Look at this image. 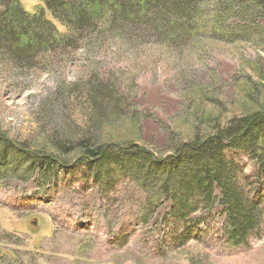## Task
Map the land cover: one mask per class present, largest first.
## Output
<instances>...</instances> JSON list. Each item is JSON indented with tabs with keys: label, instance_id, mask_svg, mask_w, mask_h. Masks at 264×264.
Instances as JSON below:
<instances>
[{
	"label": "rangeland",
	"instance_id": "obj_1",
	"mask_svg": "<svg viewBox=\"0 0 264 264\" xmlns=\"http://www.w3.org/2000/svg\"><path fill=\"white\" fill-rule=\"evenodd\" d=\"M20 1L33 13L47 0ZM226 26L172 46L105 41L26 67L0 54V132L45 152H54L51 141L86 136L167 156L197 133L264 110V18H231ZM89 91L111 97L101 102L104 116L111 101L119 114L97 120ZM68 159L71 167L50 181L36 173L0 177V264H264V232L247 246L226 244L219 202L197 223L172 221L170 204L146 222L133 183L107 189L74 154ZM242 163L251 175L254 164Z\"/></svg>",
	"mask_w": 264,
	"mask_h": 264
},
{
	"label": "trees",
	"instance_id": "obj_2",
	"mask_svg": "<svg viewBox=\"0 0 264 264\" xmlns=\"http://www.w3.org/2000/svg\"><path fill=\"white\" fill-rule=\"evenodd\" d=\"M240 17L264 18V0H47L45 8L33 13L20 0H0V54L26 67L42 57L105 41L172 46L206 32L224 33L226 20ZM98 94L87 95L95 118L118 115V105L111 101L116 106L104 116L107 105L101 102L111 97L101 101ZM51 145L54 152L30 149L0 132V177L36 173L40 182L50 181L71 167L68 158L74 154V163L98 185L108 189L121 180L133 183L144 196L146 222L170 204L172 221L197 223L219 202L229 247L247 246L264 232V110L219 123L209 134L197 133L175 144L167 156L133 142L103 143L86 136ZM243 157L254 164L251 175Z\"/></svg>",
	"mask_w": 264,
	"mask_h": 264
},
{
	"label": "water",
	"instance_id": "obj_3",
	"mask_svg": "<svg viewBox=\"0 0 264 264\" xmlns=\"http://www.w3.org/2000/svg\"><path fill=\"white\" fill-rule=\"evenodd\" d=\"M36 223L35 222H33V225H35Z\"/></svg>",
	"mask_w": 264,
	"mask_h": 264
}]
</instances>
